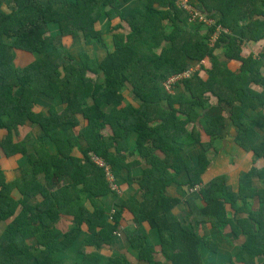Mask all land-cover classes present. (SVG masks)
Here are the masks:
<instances>
[{"label": "trees", "instance_id": "obj_1", "mask_svg": "<svg viewBox=\"0 0 264 264\" xmlns=\"http://www.w3.org/2000/svg\"><path fill=\"white\" fill-rule=\"evenodd\" d=\"M192 2L216 26L190 23L176 0H0V264H130L101 254L113 252L117 234L137 264H225L202 251L223 253L220 238L234 249L229 264H264V174L254 163L236 187L227 174H210L224 157L213 142L231 128L239 148L264 158L261 126L247 113L264 108V93L251 88L264 51L254 58L241 50L264 40V0L263 8ZM238 25L235 38L229 31ZM217 26L229 31L212 44ZM79 36L105 54L74 56L64 41ZM190 70L168 91L169 79ZM27 127L37 131L21 137ZM191 148L201 150L196 164ZM93 156L118 189L134 182L137 190L127 198L112 190ZM128 156L138 159L127 164ZM6 164L19 176L8 178ZM125 209L133 226L123 230Z\"/></svg>", "mask_w": 264, "mask_h": 264}, {"label": "crops", "instance_id": "obj_2", "mask_svg": "<svg viewBox=\"0 0 264 264\" xmlns=\"http://www.w3.org/2000/svg\"><path fill=\"white\" fill-rule=\"evenodd\" d=\"M195 1V0H193ZM207 2H209L210 5H218L220 3V0H206ZM252 2H256L255 5L257 7H262L263 8V4L261 2V0H251ZM248 5H252L249 0H244V7H247ZM214 9V8H213ZM216 9V8H215ZM217 10V9H216ZM246 17L242 20V22H245ZM241 22V24H242ZM107 20L105 18H102L101 21L98 23V29H100L102 31L103 38L104 41L106 43V46L109 49H112L113 44H112V33L108 31L107 29ZM229 31V30H227ZM229 33L235 37V38H239L241 36V27L240 25H238V27H236L233 31H229ZM93 48L91 49L92 53H96L97 56H99L98 54H101L102 56L105 54V50L102 48H100V46L98 44H96L95 42L92 43L91 45H93ZM75 45V44H74ZM73 45V46H74ZM91 45H89L88 47H90ZM83 46H86L85 44ZM82 47V46H81ZM241 50H242V56L244 57H248V56H252L254 58L258 57L263 51H264V40H260V41H256V42H245L244 44H242L241 46ZM218 54L222 53V49L217 50ZM228 67L233 69L234 71H237L239 66L238 64L233 61L230 62L228 64ZM261 74H262V79L257 78L259 80V82L257 83H252L251 84V88L258 92V93H264V65L260 70ZM129 92V91H128ZM124 93V98L127 101H133V95H131L130 93ZM182 91H172L171 93L174 95L181 93ZM47 101V100H45ZM49 102V101H47ZM54 104L60 105V102H56L54 101ZM46 107H48V105H45ZM256 112H254V110L250 109L247 111L248 115L252 116L257 123L261 126V132H262V136L258 137L256 144L260 145L261 142H263L264 144V116L260 117L259 114H264V108H260L258 107L256 110ZM248 118L250 119L249 116H247V120ZM191 129V125L189 126ZM106 133V132H105ZM236 132L235 130H233V128H231L230 130H228L227 133L224 134V138L223 139H218L216 141H214V147L219 150L218 152L223 153L224 152V157L223 158H218L214 165L212 166L211 173L215 176L221 175V174H227V176H229V179L231 181V183L235 184V187L237 186V180L238 178H240V176L244 173H246L247 171H249V169L251 168V166H253V164L255 163V167L260 169V171L262 172V174H264V158H259L256 159V157L254 156L253 153L251 152H247L242 148H239L238 145L234 142L233 137L235 136ZM135 136L131 135L130 139H129V144L134 141ZM195 148H191L190 149V153L192 155V161L194 162L195 157L197 156V153L194 154L195 152ZM199 150V148H197V151ZM137 157H132V156H128L127 157V164L134 162V160H137ZM255 161V162H254ZM133 164V163H132ZM8 164H6V169H7V177L8 178H13L16 175L19 176V170L17 168H15L14 172H12L10 170L11 167H7ZM143 163L141 162V165H136L132 167V174L131 175L132 178L136 179V177L140 176L141 174V170L143 168ZM136 176V177H135ZM264 177V176H263ZM259 179L257 180V183H259L260 185H262V181L260 180V182H258ZM264 181V178H263ZM209 179H207V176L205 177V182L203 183V185L208 184ZM109 185V184H108ZM185 189V188H184ZM237 189V188H235ZM122 191V194L120 196L127 198L130 195H132L136 190H137V185L133 182L132 185H129L127 183H120V187L118 189V193L119 191ZM178 192V188L175 186L171 187L170 189V193H176ZM200 203V201H198ZM185 204L183 203L180 207L175 209V214L179 217H183V215L187 212L186 208H185ZM121 220H122V224L120 226V228H122L123 230L128 227L130 228L131 226H133L132 220H131V215L128 212L127 209H125L122 212L121 215ZM65 221L66 225L69 226L71 225V221L68 220H63ZM3 224L1 223V226ZM145 228H147L146 230H148L149 228L146 226V224L144 225ZM5 228V227H4ZM3 228V230H4ZM2 230V232H3ZM1 232V233H2ZM148 240L150 243L152 244H156L158 243V239H157V235L154 231H150L149 235H148ZM217 235L215 236L216 239ZM232 237V236H231ZM229 239H232L229 237ZM230 240L226 241L225 239H221L220 238V243H219V248L223 253H218L215 254L212 251H210L209 249H205L203 247L202 251L204 254V257H209L211 259V261H217V260H221L223 261L225 264H229V255L232 254V252L234 251V249L232 247H230ZM112 253H109L107 251H105L106 253H101L102 255H104L105 257H108L110 255H114L115 253L117 255H121L124 256L127 261L130 264H137L138 262L136 261V259L134 258V252L129 250V248L127 247L126 244V239L124 238L123 235L119 236L118 238L115 239V242L112 246ZM133 252V253H131ZM163 259V257L160 256V260ZM261 259V258H260ZM163 264H170V262L167 261H163Z\"/></svg>", "mask_w": 264, "mask_h": 264}, {"label": "built area", "instance_id": "obj_3", "mask_svg": "<svg viewBox=\"0 0 264 264\" xmlns=\"http://www.w3.org/2000/svg\"><path fill=\"white\" fill-rule=\"evenodd\" d=\"M176 4L179 8L183 9V11L187 12L188 15V21L190 23H201L204 24V26L206 27H213L216 26L217 22L216 20H214V18L212 19V17L207 16L205 13H203L200 9H198L192 2V0H176ZM227 32L226 29L222 28L221 26H217V30L216 32L212 35L211 37V43L214 44L217 39L220 36L221 32ZM195 70H190L185 72L182 75H177V76H173L171 79L168 80V83L170 84L169 86L166 85V88L168 89V91H171L172 86L175 82H177L178 80H182L184 78H188L190 77V75L194 72ZM93 162H95L99 167H105L104 171H105V176H106V180L108 181L109 186L112 190H115L118 192L117 189L114 188L115 184H114V178L113 176L110 174L109 171V167L106 166L104 164V162L100 159L97 158L95 156L92 157ZM113 186V187H112ZM116 188H118L117 186H115ZM201 189V186L198 185L195 188L191 189V192H195V191H199ZM120 235L117 234V237H119Z\"/></svg>", "mask_w": 264, "mask_h": 264}, {"label": "rangeland", "instance_id": "obj_4", "mask_svg": "<svg viewBox=\"0 0 264 264\" xmlns=\"http://www.w3.org/2000/svg\"><path fill=\"white\" fill-rule=\"evenodd\" d=\"M55 27V28H54ZM56 31H57V27L56 26H52L51 28H50V30H49V32H50V34H55L56 33ZM80 37V36H79ZM65 43H66V45L67 46H69L70 47V52L73 54L74 53V56H76L77 55V53H79L81 50H86L89 54H93L92 52H91V49L90 48H93V46H94V44L93 45H91L92 43H94V42H88L87 44H85L86 46H83L84 45V41L82 40V38L80 37V38H78V39H75V40H73V39H70V38H67V39H65V41H64ZM75 44V45H74ZM74 45V46H73ZM89 45H91L90 47H88ZM82 46V47H81ZM49 52H51V50H48ZM99 56L98 57H101L102 55L101 54H98ZM166 85H170L168 82L166 83ZM63 107V106H62ZM61 107V108H62ZM35 131H37L36 130V128L34 127V128H32V127H27V128H25V130H23V132H22V130L20 131V136L21 137H23V136H25L27 133H31V132H34L35 133ZM200 149L197 151V149L195 150V152H194V154L195 153H197V155L200 153ZM197 157V156H196ZM196 157H195V160H194V163L196 164ZM194 163H193V165H194ZM100 166V165H99ZM110 184V183H109ZM207 185V184H206ZM110 186H111V184H110ZM113 187V186H112ZM114 188L115 189H117L118 190V188H116L115 186H114ZM119 194L121 195L122 194V191L120 190L119 191ZM3 224V223H2ZM5 227V224H3L2 226H1V224H0V233L2 232V230H3V228Z\"/></svg>", "mask_w": 264, "mask_h": 264}]
</instances>
